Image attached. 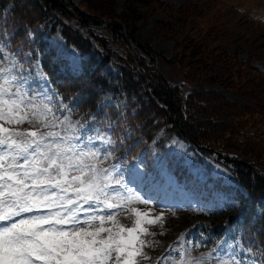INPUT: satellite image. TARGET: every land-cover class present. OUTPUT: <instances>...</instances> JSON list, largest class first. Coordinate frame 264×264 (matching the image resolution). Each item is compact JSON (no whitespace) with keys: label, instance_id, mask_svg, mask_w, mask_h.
<instances>
[{"label":"rangeland","instance_id":"374dc122","mask_svg":"<svg viewBox=\"0 0 264 264\" xmlns=\"http://www.w3.org/2000/svg\"><path fill=\"white\" fill-rule=\"evenodd\" d=\"M67 2L66 6L72 13L66 15V18L80 26L83 32L89 31L91 35L95 33L101 35L111 47L120 52H123L128 46L137 50L136 53H142L144 59H149L154 71L156 70L166 83L177 85L182 95L188 90L190 82L192 83L188 79L190 75H193L196 78V82L193 83H198L202 89L212 87L230 102L254 107L256 112L249 116V119L257 128L251 130L259 131V126H262V133H264V83L260 82L263 74L249 68L247 73L239 77L233 76L234 80H231V76L222 77L223 64L216 59L223 57L222 54L226 53L250 61L264 69V0H111V9L117 13L113 16V21L119 24V27L115 28L120 29L122 40L111 35L107 20L91 24V26L80 24L75 20L73 14L78 12L77 8L70 1ZM74 2L80 9L96 11L95 7L85 4L86 2L84 3L82 0H74ZM4 11L5 8L1 13L4 14ZM35 27L42 29V26L38 24ZM59 29L60 22L57 16L48 14L43 36L55 53L64 59L68 69L74 72L72 68L73 51L75 50L77 54L78 62L86 54H81L74 46L65 43ZM141 46H146L145 53L140 49ZM5 54L9 57L14 56L22 65L18 74L27 79L29 89L49 94L55 92L50 83L39 76L38 72L41 69L35 67L38 62L37 57H33L29 51L24 50L18 58L15 52L9 51L3 46L0 60L5 59ZM35 55L39 56V53ZM95 56L99 59L100 54H95ZM5 63L7 64V61ZM103 73L112 84L116 83L117 89L100 90L97 105L112 104L115 107L125 105L126 93L121 88V81H115L109 77L118 75L117 69L107 62L103 66ZM247 77L255 80L258 84L256 87L251 83L252 93L244 91L245 87L240 85V81ZM91 117L90 114L88 118H82L79 122L86 124L92 131H96L98 128L102 130L101 126H97V128L91 125ZM103 129L105 132L106 127ZM100 130L98 131L103 134ZM105 134L114 142L108 146L107 150L111 151L113 157L118 156L113 150L115 148L113 145L119 142L117 132ZM152 139L160 141L168 148L160 160L159 158L155 159L157 151L151 142L147 149L143 145H139L135 154L131 155L132 160L128 158L130 161L118 163L124 172L126 184L134 191L139 192L144 199L150 200L151 203H136L127 210H96L88 215H103L105 217L104 226L114 227L113 222L107 220L108 215L114 214L115 227L127 229L134 226L136 216L130 210L134 207L141 213H147L148 218H154L163 213L161 223L145 225L149 232L157 233L159 229H164L166 222L173 226V231L179 229L180 232L186 229L188 224L196 223V228L189 231L191 235L195 229L208 223L210 226H218L221 217L238 209L240 203L235 199L234 191L230 190L231 184L235 183V180L223 161L179 137L167 123L164 126H157ZM145 143L143 141L142 144ZM204 146L208 147L209 145ZM210 146L223 156L228 154L235 158L238 154L235 149L223 146L221 141L212 143ZM175 161L178 162V164L176 163L178 169L183 167L186 172L204 182L203 187L188 176L183 179L181 184H174L173 187L169 185L163 175L162 177L157 175L156 171L165 173V163L172 167V163ZM110 165L113 163L105 160L103 167L107 168ZM137 165L139 173L136 176V183L132 184L130 183V172ZM223 169H228L229 174L226 175ZM212 180L228 187H217ZM233 201L238 206H233ZM263 202L264 199L261 198L260 204ZM88 207L89 205H84L85 209ZM85 216L84 212L80 213L82 220ZM98 226L99 222L94 225V227ZM166 230L168 231L169 228ZM124 235L127 233L125 232ZM190 235L184 241L188 247L196 248L197 241L204 242V239H200L197 234H192L189 240ZM154 238L155 242H151L153 246L147 247L146 256L149 259H142L139 264H155L156 259L164 256V232L160 231L159 234L154 235ZM193 239H195V243ZM221 240L225 239L220 237L217 242ZM187 241L192 243L188 244ZM215 245L212 244L213 247ZM208 246V243L204 242L196 249ZM247 260H252V258L247 256ZM157 264H167V261L164 263L163 260H159ZM257 264H261V262Z\"/></svg>","mask_w":264,"mask_h":264},{"label":"snow or ice","instance_id":"6c2138e0","mask_svg":"<svg viewBox=\"0 0 264 264\" xmlns=\"http://www.w3.org/2000/svg\"><path fill=\"white\" fill-rule=\"evenodd\" d=\"M34 35L28 32L29 39ZM21 68L14 56L0 60V264H139L149 259L143 249L153 244L140 237L150 235L145 225L161 223L163 213L148 218L132 207L136 219L127 229L115 227L114 214L107 216L114 227L104 226L103 215H88L151 201L126 184L120 164L103 167L112 156L107 150L111 138L73 122L70 106L57 93L29 89L18 74ZM72 68L79 70L75 50ZM38 74L47 82L46 73ZM56 111L66 114L61 118ZM138 173L137 165L130 183H136ZM233 206L238 204L233 201ZM178 239L184 242L185 234ZM170 248L175 256L166 258L167 264H257L247 260L251 250L240 239L218 241L198 256L183 243Z\"/></svg>","mask_w":264,"mask_h":264},{"label":"trees","instance_id":"16d2710c","mask_svg":"<svg viewBox=\"0 0 264 264\" xmlns=\"http://www.w3.org/2000/svg\"><path fill=\"white\" fill-rule=\"evenodd\" d=\"M67 1L77 8L78 12L73 14L80 24L91 26L107 20L111 35L122 40L120 29L115 28L119 24L113 21L117 13L111 9V0H82L95 7L96 11L80 9L74 0H0V44L15 52L18 58L24 50L34 57L39 53L40 68L46 73L62 102L70 106L73 122L94 109L98 98L97 87L111 88L110 81L102 72L104 63L110 62L119 72L113 79L121 81L126 93V105L120 109L103 105L93 116V125L101 126L102 130L97 128L103 134H118L120 145H113L118 156H111L108 160L113 164L125 162L144 140L149 142L154 137L158 125L165 123L177 135L200 146L209 145L205 148L210 149L215 158L221 157L244 189L233 188L234 196L241 204L235 213L229 212L221 217V226L217 227L213 235L219 238L222 233L229 242L240 239L243 247L251 250L247 256L257 260L263 258L264 202L260 204V199H264V133L262 126H259V131L251 130L256 125L249 116L256 112L255 108L230 102L212 87L202 89L198 83H193L196 82L193 75L188 79L192 83L182 95L177 85L166 83L154 71L151 62L148 58L144 59L142 53H136L137 50L128 46L120 52L101 35L83 32L80 26L66 19V15L72 13L66 6ZM48 14L57 16L59 33L64 41L81 53H87L81 59L80 72L70 71L64 59L55 54L43 37ZM37 24L42 29L36 28ZM29 31L35 34L34 39L28 38ZM129 36L132 37L131 34ZM140 49L145 53L146 46ZM95 54H100L99 59H95ZM222 55L218 58L214 56L223 64L222 77L231 76V80H234L233 76L239 77L250 68L263 74L260 82L264 83V70L259 66L235 55ZM251 83L258 87L257 82L250 77L240 81V85L245 87L243 90L252 93ZM56 114L63 118L66 113L56 111ZM26 127V124L23 125V128ZM219 141L223 146L235 149L237 156H223L210 146ZM203 232L205 229L201 227L200 233Z\"/></svg>","mask_w":264,"mask_h":264}]
</instances>
